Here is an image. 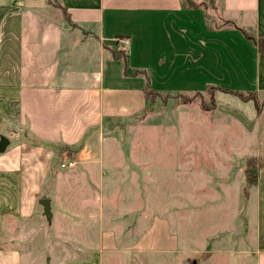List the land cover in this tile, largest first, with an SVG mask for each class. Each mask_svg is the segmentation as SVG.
Returning a JSON list of instances; mask_svg holds the SVG:
<instances>
[{
  "label": "rangeland",
  "instance_id": "1",
  "mask_svg": "<svg viewBox=\"0 0 264 264\" xmlns=\"http://www.w3.org/2000/svg\"><path fill=\"white\" fill-rule=\"evenodd\" d=\"M192 1L207 7L196 8L197 18L209 16L215 30H233L222 29L226 24L221 22L217 0ZM233 28L238 32L234 46H214L229 69L214 74L218 78L214 85L255 91L256 39H250L247 46L243 33L253 35L254 28L245 26L243 31L238 24ZM214 47L207 49L213 48L215 55ZM73 57L75 64L81 62V55ZM207 86L204 81L186 82L178 88L154 86L170 94H204L203 99L187 104L175 95L158 92L151 97L152 107L138 99V94L130 99L115 94L106 97V109L123 114L111 126L107 122L101 142L96 133L90 135L91 146L81 159L98 157L103 145L104 166L126 174L123 180L117 175L110 178L108 173L101 177L99 167L88 165L71 183L67 169L56 180L53 173L44 192L53 199L51 219L43 215L41 205L29 219L7 215L0 244L20 250L23 264H186L187 259L203 253L211 256L201 264H255L252 252L257 248L259 229L264 239V222L258 219L262 203L258 184L246 187L245 170L249 160L258 182L264 174V95L257 97L261 110L257 120L255 104L233 94L214 91V108L205 93ZM121 87L110 89L117 93ZM10 105L11 112L2 116L1 131L17 142L25 138L27 126L21 121L18 103ZM68 158L73 159L67 152L59 153L54 171H62L59 163ZM153 222L155 228L150 230ZM102 232L114 235V247L101 246ZM168 235L177 240L172 250L162 248ZM142 239L147 246L160 249L133 245Z\"/></svg>",
  "mask_w": 264,
  "mask_h": 264
},
{
  "label": "crops",
  "instance_id": "2",
  "mask_svg": "<svg viewBox=\"0 0 264 264\" xmlns=\"http://www.w3.org/2000/svg\"><path fill=\"white\" fill-rule=\"evenodd\" d=\"M217 5L221 22L226 24L222 29L233 30H215L216 24L212 26L209 16L205 20L201 15L197 18V9L184 0H0V122L15 101L21 121L27 126L25 138L17 142L9 139L6 151L0 153V242L6 226L4 217L31 218L39 200L47 198L44 192L53 173L56 180L67 169L71 183L88 165L99 167L101 177L110 174V178L117 175L123 180L126 174L104 166L103 145L98 157L81 159L88 154L90 135L96 133L95 138L101 142L107 122L111 126L123 114L106 109V97L115 94L130 99L138 94L148 107L144 91L147 87L161 95H175L159 92L154 86L178 88L193 81L217 86L216 75L229 69L214 46H234L238 33L234 31L235 24L243 26V31L245 26L254 28L253 35L243 32L248 38L247 46L250 39L264 38V0H217ZM227 33L233 34L226 36ZM255 45L254 92L262 96L264 55L259 53L256 42ZM209 46L214 47L215 55L213 48L207 49ZM75 54L81 55L78 64L74 63ZM125 83L135 87L123 89ZM117 85L121 89L115 93L110 88ZM254 109L258 120L255 106ZM2 137L6 136L0 125V141ZM62 145L78 147L80 154L60 161L66 166L54 171L59 166H55L56 147ZM102 182L107 180L102 178ZM257 188L262 203L258 219L262 223L264 174ZM49 199L54 209L53 199ZM154 228L155 222L150 230ZM261 233L259 229L257 248L252 252L255 264H264ZM106 234L102 232L101 246L114 247V235ZM164 237L162 248L172 250L177 246L174 237ZM146 244L142 239L133 245L151 251L160 249ZM3 245L0 244V264H23L20 250Z\"/></svg>",
  "mask_w": 264,
  "mask_h": 264
},
{
  "label": "trees",
  "instance_id": "3",
  "mask_svg": "<svg viewBox=\"0 0 264 264\" xmlns=\"http://www.w3.org/2000/svg\"><path fill=\"white\" fill-rule=\"evenodd\" d=\"M184 2L188 6L195 7V8H197L198 6L203 5V3L197 5L192 0H184ZM62 10H63V8H62ZM63 12L65 13L64 10H63ZM65 15L67 17V14H65ZM256 44H257V48H258L259 53L264 55V38L257 39L256 40ZM144 91H145V94H146L147 98L149 99V106L152 107L154 101L152 100L151 97L153 96V94L157 93V91H154V90H152L149 87L145 88ZM214 91H220V92H223V93L233 94L234 96L238 97L243 102L252 101L255 104V108H256L257 113L260 114L261 110H260V108L258 106L259 102L257 100V97H258V93L257 92L250 91V92L244 93V92L233 91V90H230V89L225 88V87L209 86V87L206 88L205 93L209 94L210 99L212 101V105H213L214 108H215V94H214ZM156 95H158V94H156ZM190 95H191V97H190ZM174 97L180 99L181 100L180 102H182L184 104H187L188 102L195 101V99H203L204 94L201 93L200 91L192 93V94L178 93V94H175ZM202 106H203V104H202ZM63 152H67V154L69 156L73 157V159H74V158L77 157V155L79 153V148L78 147H69V146H65V145L56 147V153L57 154H59V153L62 154ZM245 174H246V183H247L246 187L248 189H251V188H253L254 186H256L258 184V176L255 173V166L249 160L247 161V167H246V170H245Z\"/></svg>",
  "mask_w": 264,
  "mask_h": 264
},
{
  "label": "water",
  "instance_id": "4",
  "mask_svg": "<svg viewBox=\"0 0 264 264\" xmlns=\"http://www.w3.org/2000/svg\"><path fill=\"white\" fill-rule=\"evenodd\" d=\"M10 141L6 137H2L0 141V153H4L9 146ZM39 204L43 206L44 215L50 220L52 217L51 200L49 198H42L39 200ZM211 256V253H203L199 258H189L186 260V264H201Z\"/></svg>",
  "mask_w": 264,
  "mask_h": 264
},
{
  "label": "built area",
  "instance_id": "5",
  "mask_svg": "<svg viewBox=\"0 0 264 264\" xmlns=\"http://www.w3.org/2000/svg\"><path fill=\"white\" fill-rule=\"evenodd\" d=\"M68 165H69V166H72V165H73V163H71V162H70V163H68ZM60 166L63 168V167H65V166H66V163H65V162H62Z\"/></svg>",
  "mask_w": 264,
  "mask_h": 264
}]
</instances>
